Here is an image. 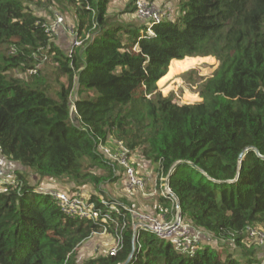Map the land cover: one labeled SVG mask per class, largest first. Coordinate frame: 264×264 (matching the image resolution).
I'll use <instances>...</instances> for the list:
<instances>
[{"label":"trees","instance_id":"trees-1","mask_svg":"<svg viewBox=\"0 0 264 264\" xmlns=\"http://www.w3.org/2000/svg\"><path fill=\"white\" fill-rule=\"evenodd\" d=\"M36 1L0 0V163L16 182L0 187V264H125L134 217L125 199L105 192L119 180L128 190L122 169L98 151L109 141L157 165L151 187L163 210L173 208L159 195L161 175L169 176L183 222L203 239L185 256L138 228L128 264H260L244 242L250 230L264 233V0H179L178 18L128 28L107 27L108 0H54L73 9L82 45L70 55L30 8ZM129 8L135 14L133 0ZM206 57L218 66L198 84L200 103L158 91L171 61ZM44 58L66 78L54 97L38 72L27 83L8 74ZM14 165L38 181H66L68 191H53L77 194L90 214L65 215ZM103 232L119 238L115 253L78 263V247ZM207 235L234 241L245 261L207 244Z\"/></svg>","mask_w":264,"mask_h":264},{"label":"rangeland","instance_id":"rangeland-1","mask_svg":"<svg viewBox=\"0 0 264 264\" xmlns=\"http://www.w3.org/2000/svg\"><path fill=\"white\" fill-rule=\"evenodd\" d=\"M36 2L37 4L30 5V8L33 10L34 14L37 17L44 19V22H46L48 26L49 24L53 23V21L55 20L54 18L55 13L61 12V13H67L69 17L67 19H69L70 23L68 22L66 26H70L71 29L75 27L74 25L75 19L72 13L73 9L71 8L67 9L68 5H66L63 8V10L67 9L63 12L61 10L62 8H60L54 0H37ZM117 2H118L117 0H108V6L105 16L106 20L108 21L107 27L121 25V23L122 26L125 28L139 27L140 23L135 24V21H137L138 19L136 18L135 15L132 14V12L129 15H127V22L126 21L120 22L119 18L121 17V15H119L118 12L115 10ZM153 5L156 9L160 11L170 13L172 15V19L174 17L176 19L180 15L178 11L179 0H154ZM69 30L70 29L67 28L66 32L72 38V35L75 33V29L74 28L72 29L74 31L72 35L69 33ZM51 36H52L51 37L52 40L55 41L54 40L55 36L54 35ZM71 42L72 39L70 41V44L68 45V49L66 52L67 55L70 54L69 51L71 49ZM49 60H50L49 58L48 59L44 58V60L40 62H35L33 64L34 69L32 70L30 69L27 72H22V71L16 72L12 70L8 72V74L10 76L18 78L24 83H27L29 80H31V74H36L38 72V82L40 83L41 87L44 88L47 86L49 88L48 94L54 97L55 92L59 89V85L66 84V78L63 76L62 77L58 76L55 63ZM217 66H218L217 61L212 57L186 58L180 62L171 61L168 67L167 74L157 83L158 91L163 96H169V95L174 96V99H176L178 102L182 104L192 105V104L200 103L201 101L197 97L198 84L203 79L209 78L216 70ZM70 113L72 114L71 121L74 123L76 121L75 119L76 115L72 108L70 110ZM131 162L133 163L132 164L133 167L136 169L135 166H138V164L140 163L138 156L132 155ZM5 165H7V163H5ZM16 167L17 168L14 169H16L20 173L19 169H21V167L19 165H17ZM8 169H10V167H8ZM32 176L34 178H37V176L34 174ZM32 176L31 179L33 180ZM30 181L31 180H29V182ZM47 182H48L47 179H43L39 184H37V189L38 188L46 189ZM63 182L64 184L61 183L63 185L54 186L53 188L55 190L60 189V190L68 191L65 185H67L68 187H70L71 185L66 181ZM62 186H64L65 188ZM81 189L87 193L88 192L90 193L92 190L88 186L81 187ZM154 190H155L154 187L147 188L143 196H138V195H133L132 192H129V190H123L120 180L115 184H109L105 186V192L109 199L123 198L126 200L127 203L130 204V209H128V212L134 217V221L136 223H137V217L140 214L153 213L157 216H163V213L165 211H167L168 213L175 212V209L172 208L171 206H169V208H167L166 210H163V208H161V206L158 205L159 197ZM168 216L169 214H167V217ZM255 231L259 232L258 229H255ZM116 243L117 240L105 232L96 234L89 240L85 241L80 247H78L77 261L78 263H80L84 260L95 258L99 254H102L104 252L106 253L109 249L113 248L116 245ZM206 243L211 244L213 246H220L224 253H231L232 255L235 256V258H237L241 262H244L246 259L245 256L240 254L241 249L237 248V246H235L234 241L232 240L218 241L215 240L213 237L207 235ZM244 243L246 249L250 248L255 251V257L260 262V264H264V242L258 241L252 236H248V238H246ZM100 246L103 249H100Z\"/></svg>","mask_w":264,"mask_h":264},{"label":"built area","instance_id":"built-area-1","mask_svg":"<svg viewBox=\"0 0 264 264\" xmlns=\"http://www.w3.org/2000/svg\"><path fill=\"white\" fill-rule=\"evenodd\" d=\"M133 7L137 18L146 24H161L164 21L172 19L170 13L156 9L148 0H133ZM62 23V18L57 16L55 21L56 26H60ZM69 33L71 35L73 34L72 29L69 30ZM148 34L151 35V31H148ZM87 38L88 36H86V39ZM81 45L82 41L75 39V35L73 34L71 49L69 51L70 54L73 53L75 48L81 47ZM71 108L75 113L73 104ZM98 149L102 156L111 162H114L122 169L124 177L123 183L125 187L128 190L136 191L143 196L145 194V181L143 178L139 177L133 167L131 163L130 151L121 143L116 141H109L106 145L100 143ZM3 170V164H0V187L3 185H16L14 179L6 180ZM159 189V195L168 199L175 209L173 216L171 219L165 220L164 218L156 216L152 213H144L138 215L137 223L141 225L140 228L151 231L159 239L171 241L175 251L185 256H192L196 250L197 244L203 240L201 238V233L200 231L192 229L183 222L178 202L169 188V176L161 175ZM48 193L53 197V199H55L58 207L65 215H78L79 217H86L90 214L88 212V205L77 194L69 195L62 191H48ZM105 217L108 218V215H105ZM134 224H136L135 221ZM249 234V236L254 237L256 240L264 242V233L253 230L250 231ZM116 240V245L109 249L106 253H115L119 238H116Z\"/></svg>","mask_w":264,"mask_h":264},{"label":"crops","instance_id":"crops-1","mask_svg":"<svg viewBox=\"0 0 264 264\" xmlns=\"http://www.w3.org/2000/svg\"><path fill=\"white\" fill-rule=\"evenodd\" d=\"M117 1L118 2H117V5H116L115 10L118 12L119 15H121V17L119 18V20H120V22H123V21H126L127 22V15H129L131 13V10H132V8H129V4H130L131 0H117ZM151 2L153 4L154 0H152ZM57 15L61 16L59 13H55L54 18ZM133 15H135V14L133 13ZM68 22H69V19L66 18V20L64 19V23L61 24L60 26H56L55 20L53 21V23L49 24L50 29L52 30V32H54L55 44L58 45L59 48L63 52H67L68 45L70 44V41L72 39L68 35V33L66 32V29L67 28L70 29V26H66V24ZM135 23H140L141 24V21L140 20H137V21H135ZM139 161H140V163L138 164V166H135L136 167L135 170H136L137 174L141 178H143L145 180V182L147 183L148 187H151L152 186V178L154 177V175L156 173L157 165L156 164H153L151 162H148V161H142V160H139ZM16 166L17 165H14V168H17ZM21 169H19L20 170V173L21 172L22 173H25V174H23V176L26 178L27 183L30 186H35V185L37 186V184H39L41 182V180L38 181V179L37 178H34L33 176H32L33 177V180H32L31 179V176L30 175H27L28 174L27 171H23ZM29 180H31V181L29 182ZM56 184H58V183L55 182V181H53V180H48L47 188L45 190L46 191H53L54 190L53 187L56 186ZM50 188H52V189H50ZM42 190H44V189H42ZM100 249H103V248L100 246Z\"/></svg>","mask_w":264,"mask_h":264},{"label":"water","instance_id":"water-1","mask_svg":"<svg viewBox=\"0 0 264 264\" xmlns=\"http://www.w3.org/2000/svg\"><path fill=\"white\" fill-rule=\"evenodd\" d=\"M243 156H244V153L242 152L240 155V159H242ZM140 227H141V225L139 223L133 224V226H132V229H133V238H132L133 250H132L131 254L129 255L125 264H128L131 261V259L133 258L134 250H135V243H136V233L138 231V228H140Z\"/></svg>","mask_w":264,"mask_h":264},{"label":"clouds","instance_id":"clouds-1","mask_svg":"<svg viewBox=\"0 0 264 264\" xmlns=\"http://www.w3.org/2000/svg\"><path fill=\"white\" fill-rule=\"evenodd\" d=\"M134 8V7H133ZM57 16H59V15H57ZM57 16H55V21H56V17ZM136 16V15H135ZM172 16V15H171ZM137 17V16H136ZM138 19V18H137ZM140 20V19H139ZM141 21V20H140ZM142 23H144L143 21H141ZM144 24H146V23H144ZM71 29V28H70ZM73 104V103H72ZM72 104H71V106H72Z\"/></svg>","mask_w":264,"mask_h":264}]
</instances>
